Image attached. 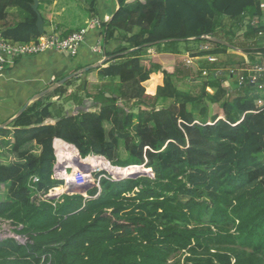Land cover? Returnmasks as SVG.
Segmentation results:
<instances>
[{"label":"trees","instance_id":"obj_1","mask_svg":"<svg viewBox=\"0 0 264 264\" xmlns=\"http://www.w3.org/2000/svg\"><path fill=\"white\" fill-rule=\"evenodd\" d=\"M38 1L42 16L53 0ZM118 4L111 20H98L108 60L84 73L117 87L98 86L93 95L76 77L0 129V223L24 241L0 240V264H264V73L252 83L244 60L233 77L204 60L196 70L181 62L170 73L148 58L151 49L201 60L239 50L252 65L260 56L263 66L262 0ZM33 5L0 0L5 39L38 41ZM87 13L98 15L94 2ZM154 74L163 84L151 96L145 84ZM86 99L97 110L66 112V104ZM55 140L82 159L103 157L152 175L102 178L86 197L47 198L63 184L53 178Z\"/></svg>","mask_w":264,"mask_h":264},{"label":"crops","instance_id":"obj_2","mask_svg":"<svg viewBox=\"0 0 264 264\" xmlns=\"http://www.w3.org/2000/svg\"><path fill=\"white\" fill-rule=\"evenodd\" d=\"M93 2L98 14L95 18L87 13ZM262 2L264 4V0ZM118 9V0H53L52 4L45 2L42 5L41 14L44 18V30L47 34L55 33L61 38H67L73 33L87 27L89 21L92 19H97L100 22L111 20L113 14ZM70 10L80 11V13L77 16L70 15L68 14ZM10 20H12L10 22L11 25L16 21L14 17H11ZM115 47L116 45L111 43L108 49L113 50ZM106 59L108 60L105 56L98 27L90 29L86 41L81 45L76 57L52 50L38 56L17 59L13 66L5 73L0 74V125L13 120L24 106L27 104L30 106L36 102L33 100L38 94L52 89L57 83L76 71L78 67H84V69L93 67ZM83 75H80L81 78L77 86L82 81L87 80L88 91L90 89L89 78L93 76L96 77L97 84L107 83L106 80L99 79L96 72H92L87 76ZM162 84L163 76L161 74H154L145 84V88L147 91L151 90L149 94L153 96L158 86ZM74 90L75 87H71L69 92ZM99 90L97 89V91ZM57 100L58 97L53 98V101ZM90 100L89 102V99H86L81 106L68 103L66 106H69L68 108L72 111L69 113V109L67 110L65 106L66 112L72 116H77L82 112L97 110L94 100ZM50 121L54 123L53 120ZM57 141L60 140H55L54 143L56 144Z\"/></svg>","mask_w":264,"mask_h":264},{"label":"built area","instance_id":"obj_3","mask_svg":"<svg viewBox=\"0 0 264 264\" xmlns=\"http://www.w3.org/2000/svg\"><path fill=\"white\" fill-rule=\"evenodd\" d=\"M262 8H264V4L262 5ZM92 21L94 23V27L100 26L99 21ZM92 26L93 25H91L89 21L87 27L79 32L73 33L67 38H61L55 33H48L41 36L38 41L27 44L13 43L12 41L5 39L0 31V74L5 73L11 66H13L17 59L38 56L52 50L61 53H67L71 57H76L81 45L86 41L88 32L90 31V29H92ZM204 50H208V47H205ZM210 61L216 63L217 59L210 58ZM234 73L235 71H230V74L234 75ZM262 73H264V65L251 70L250 78L252 80V83H256ZM78 160L82 161L79 157ZM79 161H72L73 166L62 167V165L60 164V166L58 167L55 166L53 178L62 181L63 184L62 186L50 191V193L47 195V198H56L54 196L58 194L57 192H61L60 188L64 189L66 192L68 186L70 185L77 187L86 184H95L97 188H100L99 183L102 178L115 181L114 179H112L113 175L110 173H108V175H100L98 179H95V175L101 173V170L88 169L86 167L87 165L82 164ZM87 169L88 172H84V170ZM33 182L38 183L39 179L34 178ZM63 195L66 194L64 193ZM83 196L86 197V195ZM59 198L57 197V199Z\"/></svg>","mask_w":264,"mask_h":264},{"label":"rangeland","instance_id":"obj_4","mask_svg":"<svg viewBox=\"0 0 264 264\" xmlns=\"http://www.w3.org/2000/svg\"><path fill=\"white\" fill-rule=\"evenodd\" d=\"M79 13H80V11H73V10H70L68 12V14L74 15V16H77ZM94 20H97V19H94ZM10 22H12V20H10ZM90 23H91V25H93L92 27H94V23H93L92 20L90 21ZM148 56H149L148 58L151 59L154 63L160 64V65L162 64L163 69L166 70V71H168V72H170V73H172L174 71V68H175L176 64H179L181 62L186 63L188 66L193 67V69L196 70L201 65L200 63H202L201 61H203V60L206 61V62H208V63H214V62H211L210 61V58H213V59L216 58L217 59V62L214 63V64H220L221 65L219 67V70H221V69H223L224 71H226V69L233 70V71L235 70L237 72V74H239V73H238V71L236 69V66H234V65L237 64V63H240L243 60H244V63H246V67H248L247 70H246V71H248V73H250V71L253 70V69H255L256 67H261L262 66V64H260L261 61H262V59L260 58V56H256V58H255V61L257 62V64H253L252 65V62L249 60V57L246 56V55H243L241 53V51H239V50L236 51L235 53L229 54V56H223V57L208 56V57H206V58H204L202 60L201 59H192L188 55H185V56L184 55L183 56L159 55V54H156V52L154 50H152V49L148 51ZM76 72L77 71H74L73 73H76ZM204 75H207V73H204ZM230 75L233 77L235 75V73H234V75H232V74H230ZM89 79H90L89 80L90 81L89 82L90 83V89H89V91L93 95L96 94L97 89H98L97 88L98 86L99 87H102V88L105 87L104 88L105 90H112L113 91L117 87V85H118L117 82H114L113 84H110V85H109L108 82L106 84H102V83L97 84V79H96L95 76H93V77H91ZM230 83L231 82H227L225 84L226 87H230ZM182 88L183 89H188L187 86H184ZM146 93L148 95H150L149 93H151V90L150 91H147V89H146ZM108 95L109 94H106V96H108ZM90 101L91 100L89 99V102ZM68 107H67V110L69 109ZM68 111L70 113L72 110L69 109ZM56 154H57V152H56ZM96 159H101V158H96ZM58 161H59V159H58ZM59 164L62 165L60 162H59ZM109 165H111V164H109ZM63 166L64 165H62V167ZM114 168H116V167H114ZM101 173L108 175L109 172L106 171V170H101ZM120 174H122V172ZM112 179H114L116 181L119 178H115L113 176ZM60 190L62 192H57V193H60V194H56L54 197H56V198L58 197L59 198V197H61L65 193V190L64 189L60 188ZM7 238H15L16 240H18V241H20L22 243L24 242V241H21V239H19L13 233V227L9 223L1 222L0 223V240L7 239Z\"/></svg>","mask_w":264,"mask_h":264},{"label":"water","instance_id":"obj_5","mask_svg":"<svg viewBox=\"0 0 264 264\" xmlns=\"http://www.w3.org/2000/svg\"><path fill=\"white\" fill-rule=\"evenodd\" d=\"M38 7H39V1L38 0H34L33 10L37 13V18H38L37 19V30H38V33L41 36H43L45 34L44 21H43L42 16L38 12ZM214 41H217V42H219L221 44L226 45L222 41H218V40H214ZM106 60L103 61V62H101V63H99L98 65H95L93 67H87L85 69H82V70H80V71H78L76 73H73V74L65 77L63 80H61L59 83H57L52 89H48V90H46V91L38 94L34 98L33 101H37V100L43 98L47 94L51 93L52 91L58 89L59 87L63 86L64 84H66L68 81H70V80H72V79H74L76 77H79L80 75H82L85 72L90 71L92 68H99V67L103 66L106 63ZM28 106H29V104H27L26 106H24L22 108V110L18 113V115L13 120H11V121H9L7 123H4L3 125H0V129L7 128V126L10 125L16 118H18L28 108ZM69 146L73 147L78 152V150L74 146H72V145H69ZM55 154H56V149H55ZM56 157H57V154H56ZM93 157H96V156H93ZM96 158H101V159L107 161L103 157H96ZM108 163L110 164V162H108ZM58 166H60V165H59V161H58V157H57L56 167H58ZM129 168H131V167H129ZM129 168H126V169H129ZM132 168H138V167H132ZM140 168H141V171H137L136 173H132V174L128 175L127 177L119 178L116 181H121V180H125V179H133V180H135V179H138V178H141V177H147V176H151L152 175V170L151 169L150 170H147L144 167H140ZM118 169H122V168H118ZM84 172H88V171L87 170H84ZM95 187H96L95 184H86V185L77 186V187L70 185V186H68V189L66 190L65 194L66 195H75V194L87 195L88 191L91 190V189H93V188H95Z\"/></svg>","mask_w":264,"mask_h":264},{"label":"bare ground","instance_id":"obj_6","mask_svg":"<svg viewBox=\"0 0 264 264\" xmlns=\"http://www.w3.org/2000/svg\"><path fill=\"white\" fill-rule=\"evenodd\" d=\"M55 149L57 152L59 162L62 165L73 166L72 161H75V160L79 161L77 151L73 147H71V146H69L63 142L57 141L55 144ZM79 162L87 165L86 167H88V169L106 170L110 174H112L115 178L127 177L128 175H130L132 173H136L137 171H141L140 167H138V168H132L131 167L129 169H121L122 174H120L121 172L113 169L112 166L109 165L107 161H105L103 159H96V157H90L86 160L79 161ZM58 194H60V193H58Z\"/></svg>","mask_w":264,"mask_h":264},{"label":"clouds","instance_id":"obj_7","mask_svg":"<svg viewBox=\"0 0 264 264\" xmlns=\"http://www.w3.org/2000/svg\"><path fill=\"white\" fill-rule=\"evenodd\" d=\"M77 154H78V157H79L82 161H83V160H86V159H88V158H90V157H93V156H90V157H88V158H86V159H82L78 152H77ZM112 167H113V166H112ZM87 168H88V167H87ZM116 168H117V167H116ZM87 171H88V169H87Z\"/></svg>","mask_w":264,"mask_h":264}]
</instances>
